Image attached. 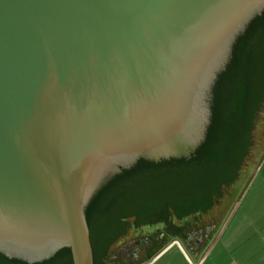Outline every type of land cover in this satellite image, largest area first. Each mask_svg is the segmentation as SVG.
<instances>
[{
  "label": "water",
  "instance_id": "1",
  "mask_svg": "<svg viewBox=\"0 0 264 264\" xmlns=\"http://www.w3.org/2000/svg\"><path fill=\"white\" fill-rule=\"evenodd\" d=\"M264 0H0V264H103L238 182Z\"/></svg>",
  "mask_w": 264,
  "mask_h": 264
},
{
  "label": "crops",
  "instance_id": "2",
  "mask_svg": "<svg viewBox=\"0 0 264 264\" xmlns=\"http://www.w3.org/2000/svg\"><path fill=\"white\" fill-rule=\"evenodd\" d=\"M264 264V156L235 208L207 245L172 239L142 264Z\"/></svg>",
  "mask_w": 264,
  "mask_h": 264
},
{
  "label": "rangeland",
  "instance_id": "3",
  "mask_svg": "<svg viewBox=\"0 0 264 264\" xmlns=\"http://www.w3.org/2000/svg\"><path fill=\"white\" fill-rule=\"evenodd\" d=\"M264 156V107L259 115L257 127L254 132V146L250 157L247 159L244 170L232 190L225 198L206 216L199 219L195 223L186 227L188 231H197L207 225H215V230L212 231L210 238L203 244L207 245L219 231L221 226L227 220L233 209L235 208L243 190L245 189L254 171L258 167L262 157ZM145 235L130 237L123 240L118 245L113 247V252L118 253V256L125 259L129 264H142L145 262L144 247L142 240ZM188 247L186 240L180 238ZM136 253L133 256V253ZM133 256L130 258V256ZM161 264V263H160Z\"/></svg>",
  "mask_w": 264,
  "mask_h": 264
},
{
  "label": "trees",
  "instance_id": "4",
  "mask_svg": "<svg viewBox=\"0 0 264 264\" xmlns=\"http://www.w3.org/2000/svg\"><path fill=\"white\" fill-rule=\"evenodd\" d=\"M264 107V103L261 107V109L258 112V115L256 117L251 137H250V143H249V151H248V158L251 155L252 148L254 146V132L257 127V121L259 118L260 113L262 112V109ZM247 158V159H248ZM188 230L185 228L174 231V232H168L164 229L150 233L146 236H144L142 240V246L144 247V255H145V262L152 259L160 250H162L172 239L174 238H183L185 239V236L187 235ZM136 253H133V256ZM132 255L130 258L133 257ZM103 264H129L125 259H122L118 256V253L113 252V248L111 249L110 253L108 254L105 262Z\"/></svg>",
  "mask_w": 264,
  "mask_h": 264
},
{
  "label": "flooded vegetation",
  "instance_id": "5",
  "mask_svg": "<svg viewBox=\"0 0 264 264\" xmlns=\"http://www.w3.org/2000/svg\"><path fill=\"white\" fill-rule=\"evenodd\" d=\"M213 230H215V225H207L197 231H188L185 240L190 248H198L210 238Z\"/></svg>",
  "mask_w": 264,
  "mask_h": 264
}]
</instances>
